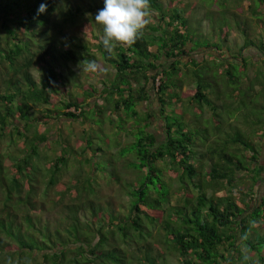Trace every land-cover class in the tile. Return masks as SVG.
I'll use <instances>...</instances> for the list:
<instances>
[{"label": "trees", "instance_id": "16d2710c", "mask_svg": "<svg viewBox=\"0 0 264 264\" xmlns=\"http://www.w3.org/2000/svg\"><path fill=\"white\" fill-rule=\"evenodd\" d=\"M42 3L46 11L38 14ZM252 4L246 7L250 14ZM150 5L144 37L131 48L118 47L109 54L102 44V26L94 20L104 0H0L5 33L0 37L5 42L0 65L8 64L0 83V264H264V194L259 191L262 196H257L254 190L264 181V129L255 143L246 132L222 144L219 128L203 142L198 140L202 134L193 131L208 133L210 122L222 132L220 111L230 110L228 126L234 124L235 113L228 104L225 110L209 103L207 83L197 76L191 81L194 87L183 91L191 82L178 80L190 75L192 61L204 62L209 49L193 50L179 0L166 6L150 0ZM249 43L253 46L244 40L236 57L221 60H236L243 89L248 85L254 93L261 72L252 62L254 75L247 76ZM254 43L264 57V42ZM196 53L203 55L202 61L192 57ZM98 57L116 77L130 79L127 102H115L111 108H127L133 100L137 106L149 103L151 91L157 102L153 109L146 108V135L129 139L144 183L133 189L121 209L110 198L99 200L92 187H81V176L68 185L61 183L68 146L36 161L39 144L47 137L33 108L49 103L58 81L67 72L74 74L70 66L81 67L83 73V61ZM57 63L66 73L56 72ZM233 71L228 65L220 72L232 81ZM256 86L264 90V84ZM137 90L140 95H135ZM180 100L193 106L195 123L181 118L186 104ZM60 104L78 111L62 112L65 119L80 118L78 103ZM154 113L166 118L152 122ZM48 114L46 109V118ZM243 119L248 124L251 116ZM258 123L264 126V120ZM166 254L175 262L167 263Z\"/></svg>", "mask_w": 264, "mask_h": 264}, {"label": "rangeland", "instance_id": "374dc122", "mask_svg": "<svg viewBox=\"0 0 264 264\" xmlns=\"http://www.w3.org/2000/svg\"><path fill=\"white\" fill-rule=\"evenodd\" d=\"M161 1L166 6L170 0ZM179 3L181 5L179 11L182 10L185 18L187 15L184 29L188 28L186 33L189 35L193 50L195 52L204 50V48L209 50L205 54L207 59L201 63L192 61L193 64H188L187 70L190 75L183 74L178 81L190 83L195 81L194 77L197 76L199 82L207 83L205 92L209 103L220 105L225 110H228V105H230V109H233L235 113L234 124L228 126L230 110L220 111L222 113V116H219L223 127L222 132L220 127L213 128L211 122L207 124L208 133L204 134L203 129L193 132H200L202 135L198 134V140L203 142L206 140L207 134L212 135L219 128L218 142L222 144L230 143L236 133L243 135L248 132L249 138L253 139L255 143L254 139L260 134V130L264 129V126L258 123V120H264V90L261 89V86H256L264 84V58L256 62L253 67L254 70L261 72L253 84V87H257L253 93L248 85L243 89L245 82L239 77L241 69L235 65L237 61L233 59L223 61L221 57L223 56L225 59L229 55L228 59L231 56L236 57L238 47L243 45L244 40L252 42L253 46L257 45L254 42L260 40L264 42V0H223L222 2L219 0H179ZM248 3H253L252 14L247 11ZM0 37H5L1 26ZM56 42L59 44L57 40ZM156 44V46H160L159 41ZM4 45L5 42L0 41L1 52ZM251 46L249 43L245 53L250 52ZM210 49L213 52H210ZM213 54L215 55L213 56ZM244 58L250 59V56L247 55ZM95 63L97 64L95 72L81 73V67L70 66L74 74L67 72V77L63 81H58L56 94L48 96L49 103L33 108L32 115L37 125H41L46 130L47 137L45 142L39 144V150H41L36 161L40 162L44 154L47 155L49 151L61 153L64 151L63 148L68 146L69 149L64 152L66 161L60 167L61 183L68 185L73 182L75 177L81 176V179H78V183L81 181V187H92L93 193L99 200L104 197L107 200L110 198L114 202V207L121 209L124 205L127 207L133 189L144 183V177H140L137 173L140 162L134 161V143H130L129 139L137 140V138L146 135L144 124L149 116L146 108L153 109L157 106V102L154 92L151 91L149 103L137 106L133 100V103L128 104L127 108L121 107L118 111L114 110L111 108L113 103L127 102L126 99L130 96L126 92V89L129 88V76L127 75V79L116 77L113 74L114 70H111L99 57ZM228 65L234 69L235 79L232 81L227 76H223V72H220ZM251 65L253 64L251 63ZM7 67L6 62L0 65V83L6 79ZM55 68L57 73L61 71L66 73L65 68L58 63ZM96 74H99L98 78H94ZM34 77L38 80L36 72H34ZM157 84L158 82L155 87ZM193 86L187 84L183 91L192 89ZM139 87L141 84L138 85ZM170 88L178 87L171 86ZM100 89L104 90V94L101 95L102 90ZM111 89L118 90V92L114 93ZM138 91H135L137 92L135 95H140ZM59 103H78L83 111L80 118L76 121L65 119L61 116L62 112L77 114L78 111L73 108L68 110H64L63 107L59 108L62 106ZM180 103L186 104L181 118L195 123L193 117L196 119L197 115H194L193 106L188 105L186 100H180ZM202 103L207 102L203 101ZM46 109L50 111L47 118ZM134 112L137 113L136 119L133 117ZM246 114L251 116L248 124L243 119ZM160 116L163 119L166 118L160 113H154L150 120L158 123ZM210 116L211 114H206V118ZM248 126L250 131L247 129ZM150 129L152 132L153 126ZM258 146L257 148L260 149L261 145ZM254 190L257 196H262L264 181H258ZM259 191L262 192V195L259 194ZM168 256L166 254L165 259L167 263H170L171 259ZM171 262L174 263L175 260L172 259Z\"/></svg>", "mask_w": 264, "mask_h": 264}, {"label": "clouds", "instance_id": "9594fccd", "mask_svg": "<svg viewBox=\"0 0 264 264\" xmlns=\"http://www.w3.org/2000/svg\"><path fill=\"white\" fill-rule=\"evenodd\" d=\"M46 11V4L42 3L39 13ZM150 0H104V7L96 13L95 23L102 26V44L104 49L112 54L118 47L131 48L145 35V29L150 23ZM86 71L95 72V61H83ZM246 239L242 237L241 241ZM243 259L247 262L249 257ZM10 264V262H9Z\"/></svg>", "mask_w": 264, "mask_h": 264}, {"label": "crops", "instance_id": "0c3cea01", "mask_svg": "<svg viewBox=\"0 0 264 264\" xmlns=\"http://www.w3.org/2000/svg\"><path fill=\"white\" fill-rule=\"evenodd\" d=\"M258 45H255V46H251V49L249 50L250 52L249 53H246L248 54L249 56H251V59H248V64L246 66V72H247V76L250 78L251 76L253 77L254 73L251 71V63L252 62H258L260 60H262L264 57L261 56V52L258 50ZM241 46L238 47V49L240 48ZM203 55H199L198 53L194 54L192 57H198L199 61H202ZM251 77V78H252ZM191 85L193 86L194 84L191 83ZM194 87V86H193ZM257 89V87H256ZM262 89V88H261Z\"/></svg>", "mask_w": 264, "mask_h": 264}]
</instances>
